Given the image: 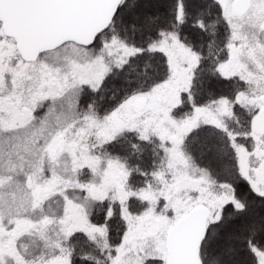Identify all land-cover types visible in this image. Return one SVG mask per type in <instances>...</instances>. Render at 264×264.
Wrapping results in <instances>:
<instances>
[{
	"label": "snow or ice",
	"instance_id": "obj_1",
	"mask_svg": "<svg viewBox=\"0 0 264 264\" xmlns=\"http://www.w3.org/2000/svg\"><path fill=\"white\" fill-rule=\"evenodd\" d=\"M0 264H264V0H0Z\"/></svg>",
	"mask_w": 264,
	"mask_h": 264
}]
</instances>
